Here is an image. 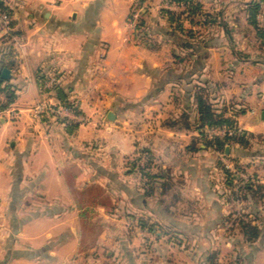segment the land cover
Listing matches in <instances>:
<instances>
[{
	"label": "crops",
	"instance_id": "0c3cea01",
	"mask_svg": "<svg viewBox=\"0 0 264 264\" xmlns=\"http://www.w3.org/2000/svg\"><path fill=\"white\" fill-rule=\"evenodd\" d=\"M195 1L204 14L140 0L134 29L136 0H0L13 22L0 21V72L14 93L0 90V264H181L140 248L134 228L151 223L207 229L189 242L264 264V36L249 11L260 4L264 27V0ZM199 96L236 122L225 153L198 127ZM46 100L85 119L35 117ZM141 149L155 160L149 189L132 168ZM214 249L185 264H222Z\"/></svg>",
	"mask_w": 264,
	"mask_h": 264
},
{
	"label": "rangeland",
	"instance_id": "374dc122",
	"mask_svg": "<svg viewBox=\"0 0 264 264\" xmlns=\"http://www.w3.org/2000/svg\"><path fill=\"white\" fill-rule=\"evenodd\" d=\"M139 1L140 0H136V2H134L132 5V9H133V7L138 4L137 9H138L139 15H138L137 19L136 18L133 19L134 21L129 20L130 25L134 29L137 28L138 19L143 14L141 9L145 8L144 4L142 5L141 3H139ZM179 5H181V4H179ZM140 12H141V14H140ZM187 12H188V10H187ZM198 14L199 15L204 14V9L202 7L199 8L196 15H198ZM257 23H258V21H257ZM261 24L258 26L261 27L262 26ZM192 36L193 35H191V38H192ZM206 100L209 101L208 99H206ZM152 120H153V117L149 115L148 119H147V124L143 127L144 132L150 133V130L153 129V123H152L153 121ZM211 129L212 128H207L206 134H208L210 137L214 138L216 136V134H213L211 132ZM139 156L141 157L140 165L141 166L148 165V160H150V158H149V155H146L144 149H141V151L136 155V157H139ZM135 158H132L131 161H134ZM152 160H153L152 161L153 164L151 165V169L150 168L149 169L152 172H155V170H154L155 169V160L153 159V156H152ZM132 168L134 169V167H132ZM135 171H139V169L136 168ZM145 182H146V179H143V183H145ZM145 187H146V189H149V185L146 183H145ZM187 191L189 192L190 190H187ZM94 193L97 194L98 190H95ZM186 198L191 199L190 197H186ZM96 199H98V196H96ZM183 204H182V206L188 207V203H183ZM243 217L244 216H241V215L234 216V218H238V219L243 218ZM134 230H135L136 236L140 237V239L142 241L140 248L143 247V249L147 253H149V254L152 253L153 254L152 256L155 258H160V257L164 258V256H165V258H167V257L171 256V257H174V262L176 260L178 263H181V264H185L187 262L193 263L194 262L193 256L204 251L205 248L207 250H208V248H210L208 251H209V255L211 257H213V255H211V254L213 253V251H215L214 248H218V249H220L221 252H223L222 264H231V262H232L227 257V253L228 254L230 253L232 247L230 245H226V243H220L216 246H213V245L208 244V243L203 244V245H199L198 243L194 244L192 242H189L187 235H192L193 239H195V237H197L198 234H200V232H205L207 229H199V228L181 229V230H185V232L182 233L179 231L180 228L179 229H166V228L156 227V226L154 228H150L149 226H146V227L143 226V227H136V228H134ZM208 230H210V229H208ZM212 231H213V229H212ZM183 235L186 237H183ZM183 238H186V239H183ZM156 241H159V244H156ZM182 241H184L185 243H183ZM184 253H186V254L191 253V261L185 260ZM147 257H149V256H147ZM145 261L150 262V259L148 258V260H145ZM207 264H214V260L208 259Z\"/></svg>",
	"mask_w": 264,
	"mask_h": 264
},
{
	"label": "trees",
	"instance_id": "16d2710c",
	"mask_svg": "<svg viewBox=\"0 0 264 264\" xmlns=\"http://www.w3.org/2000/svg\"><path fill=\"white\" fill-rule=\"evenodd\" d=\"M185 1V3L188 5V15L189 16H194L197 14L201 4L195 0H183ZM0 8L7 12L10 17H11V13L9 10H7L2 4H0ZM261 10V6L259 3H253L252 5L249 6V11H250V15H251V22L258 28L259 33L261 36H264V27H259L258 23H257V15ZM170 16H173L175 14L169 12ZM13 22H11L10 20V25H12ZM3 82L4 80H2L1 77V72H0V90H6L8 95H9V100L10 102L13 101L14 98V93L11 90V88H9L7 85L3 86ZM3 107V104L1 105ZM70 106V105H69ZM74 105H72L73 107ZM5 107V105H4ZM76 108V106H74ZM198 113H199V118H198V124H199V128H202V133H206L207 128H230L234 131V133L232 135L227 134L225 137L220 138V137H216V138H212L209 139L207 142L208 144L212 145L213 147H215L218 150H221L223 153H225V148H226V144L232 139L235 138L236 136L240 135L239 130L237 128L236 122L235 120H233L231 117H228L225 115V113L222 111L221 113L219 112H215L214 111V107L213 104L210 103L209 101H207L206 99H204L202 96L198 97ZM146 155H149L150 160H148V165L146 166H141L140 165V160L141 157H136L134 161H132V167H134V169L138 168L139 171L138 173H140L142 179H146V184H150L152 185V180L154 177V174L152 173L151 169V165L152 163V155L148 150H144ZM148 158V159H149ZM150 168V169H149ZM226 170V169H225ZM228 173V171H227ZM246 188H249V183H246L244 185ZM145 224H147L144 221ZM154 224L151 223L150 224V228H154ZM243 230L245 232L246 235L250 236V237H256L259 234V229L257 226H253L250 224H245L243 227Z\"/></svg>",
	"mask_w": 264,
	"mask_h": 264
},
{
	"label": "built area",
	"instance_id": "2783aa9c",
	"mask_svg": "<svg viewBox=\"0 0 264 264\" xmlns=\"http://www.w3.org/2000/svg\"><path fill=\"white\" fill-rule=\"evenodd\" d=\"M139 3H140V1H139ZM137 7H138V4L135 5L133 7V9H132L131 21H134L133 19H135V18L137 19L138 15H139ZM140 14H141V12H140ZM10 20H11L10 15L0 8V21L3 23V25L5 27L9 26ZM51 85H52V80L48 84H46V87H50ZM0 99L3 100V101H7L6 97L0 98ZM11 110H12V114L14 116H16L18 114V110L17 109L11 108ZM33 112H34L35 117H37V118H42L45 115H52V116H56V117H59V118H68L69 119V118L72 117L71 115H73V117L75 116L78 119V121H80V122L85 119L81 115L74 114L73 110L70 109V107L60 105L59 103L52 102L51 100L38 102L34 106ZM211 132L213 134H216V135H223V134L232 135L234 133V131L232 129L227 128V127H224V128H212Z\"/></svg>",
	"mask_w": 264,
	"mask_h": 264
},
{
	"label": "water",
	"instance_id": "95a60500",
	"mask_svg": "<svg viewBox=\"0 0 264 264\" xmlns=\"http://www.w3.org/2000/svg\"><path fill=\"white\" fill-rule=\"evenodd\" d=\"M10 76H11V70H10L9 68H5V69H3L2 77H3L4 79H8V78H10ZM110 116L112 117V116H114V115L111 114Z\"/></svg>",
	"mask_w": 264,
	"mask_h": 264
}]
</instances>
